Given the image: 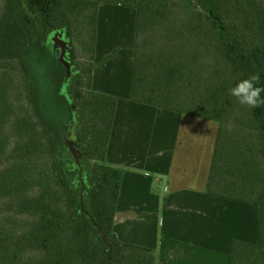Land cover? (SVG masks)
Returning a JSON list of instances; mask_svg holds the SVG:
<instances>
[{"label":"trees","instance_id":"16d2710c","mask_svg":"<svg viewBox=\"0 0 264 264\" xmlns=\"http://www.w3.org/2000/svg\"><path fill=\"white\" fill-rule=\"evenodd\" d=\"M101 1L0 0V126L11 124L0 134V155L15 141L13 164L0 170V195L16 201L21 216L18 227L0 220V264H157L152 248L113 230L122 170L105 156L117 100L92 88ZM111 1L136 12L132 99L218 121L206 190L259 205L258 241L233 239L230 264H264V104L249 108L229 94L253 72L264 87V0H186L203 9L197 24L177 11L182 0ZM80 18L77 39L93 64L88 80L83 67L70 78L74 156L69 141L48 137L29 52L56 28L70 41ZM19 74L15 100L10 77Z\"/></svg>","mask_w":264,"mask_h":264},{"label":"crops","instance_id":"0c3cea01","mask_svg":"<svg viewBox=\"0 0 264 264\" xmlns=\"http://www.w3.org/2000/svg\"><path fill=\"white\" fill-rule=\"evenodd\" d=\"M99 33L92 88L117 100L105 156L122 170L115 234L157 264H230L233 239L258 241L260 207L206 190L218 121L132 99L135 35L109 48Z\"/></svg>","mask_w":264,"mask_h":264},{"label":"rangeland","instance_id":"374dc122","mask_svg":"<svg viewBox=\"0 0 264 264\" xmlns=\"http://www.w3.org/2000/svg\"><path fill=\"white\" fill-rule=\"evenodd\" d=\"M98 10L97 26L100 30V44L107 45L109 48H125L128 44L134 43L136 12L133 8L115 1L103 0L99 3ZM201 10L203 9L198 4L186 0H182L177 6V11L187 18H192L191 21L194 24L199 23ZM83 22H85L84 18L82 20L81 18L76 19L73 25L74 33L70 41L63 29L56 28L51 32L49 42L44 43L46 45H33L29 52L31 78L40 99L37 106L42 105L41 113L46 121L52 125L48 128V133H50L48 137L52 140L57 138L58 142L61 143H67L76 137L72 129L75 120L68 96L70 78L73 75L72 71L78 67H83L84 80H88V67L93 64L90 58V48L83 44V39H77L79 29L82 33ZM14 77H16L15 84L9 90V94L16 100L20 95L19 91H22L19 84L24 78L19 74L18 76H11L10 79H14ZM26 98L27 94L24 93L23 100ZM31 104L34 106L33 102ZM10 126V122H5L3 127L0 126V134L6 132ZM11 138L9 139L8 150L0 155V170L9 167L14 162L13 146L15 141ZM81 149L85 151L87 147ZM67 155L71 156L69 151ZM88 161H90V164H94V159H83L85 164ZM77 164H79V161H77ZM33 191L37 193L39 187L36 186ZM20 218L16 201L8 196L0 195V220H7L8 225L12 223V226L18 227L21 221Z\"/></svg>","mask_w":264,"mask_h":264},{"label":"clouds","instance_id":"9594fccd","mask_svg":"<svg viewBox=\"0 0 264 264\" xmlns=\"http://www.w3.org/2000/svg\"><path fill=\"white\" fill-rule=\"evenodd\" d=\"M260 75L258 72L250 73L246 78L240 79L229 89V94L235 97L240 105L249 108L259 107L264 104V87L259 86Z\"/></svg>","mask_w":264,"mask_h":264},{"label":"water","instance_id":"95a60500","mask_svg":"<svg viewBox=\"0 0 264 264\" xmlns=\"http://www.w3.org/2000/svg\"><path fill=\"white\" fill-rule=\"evenodd\" d=\"M75 144L76 142H74L73 140L69 141V146L73 150L74 156H77V149L74 147Z\"/></svg>","mask_w":264,"mask_h":264}]
</instances>
